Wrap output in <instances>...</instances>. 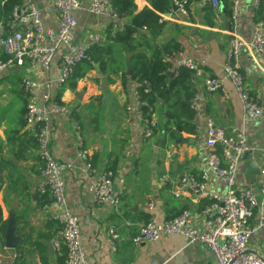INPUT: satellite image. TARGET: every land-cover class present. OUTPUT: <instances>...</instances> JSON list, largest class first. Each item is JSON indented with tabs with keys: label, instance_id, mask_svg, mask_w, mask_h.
Masks as SVG:
<instances>
[{
	"label": "crops",
	"instance_id": "obj_1",
	"mask_svg": "<svg viewBox=\"0 0 264 264\" xmlns=\"http://www.w3.org/2000/svg\"><path fill=\"white\" fill-rule=\"evenodd\" d=\"M36 3L45 28L57 29L59 12L53 0H36ZM89 4L90 0H82L75 27L76 39L84 42L91 34H99V42L107 48L113 43L109 32L113 34L115 30L107 18L91 13ZM136 4L138 11L149 5L147 0H136ZM207 6L200 0H192L187 15L171 9L164 14L166 25L154 41L163 45L175 39L180 43L181 50L177 57H202L208 61L203 76H192L193 88L202 94L203 117L200 120L193 118L194 132L184 131L182 137L187 140L173 149V159L179 163L186 162V167L180 172H176L175 161H166L161 155L154 158L155 142L159 138L165 139L168 145H174L168 134L162 136L163 125L167 121L164 99H157L152 107L159 118L154 139L145 138L144 124L133 110H127V104L135 101L136 81L124 86L122 79L127 75L126 59L129 56L132 63V55L118 45L114 46V53L103 54V62L95 61L94 68L86 71L81 78L71 77L61 87L54 85L53 94L59 96V100L68 105L74 103L70 104L73 105L70 106L71 115H59L53 119L51 149L59 161L73 165L64 174L66 197L70 209L79 218L90 264L217 263L210 247L198 242L189 243L188 238L181 234H164L154 242L133 243V237L151 216L164 221L189 209L198 226L207 216L205 210L211 202L210 197L191 189L179 197L175 196L170 185L163 181L166 173L178 180L184 174L199 175L207 169L209 180L205 191L220 196L227 192L223 178L207 164V117H212L227 134L234 127L242 129L250 149L254 151L253 159L260 168L264 163V113L256 119L246 120L241 100L230 80L226 79L224 83L226 93L208 92L204 88L206 76L224 77L223 65L229 42V28L224 26L222 17L225 12L222 8L217 12L212 7L214 11L210 14ZM227 18L230 25L231 17ZM259 19H256L254 0H239L237 30L241 37L250 41ZM57 62L58 59L48 72L26 63L0 73V166L4 173V182L0 183V210L6 224L9 217L15 215L21 237L16 248H7L0 232V259L5 264H64L67 257L65 244L56 246L53 243L60 228L59 222L43 209L51 198L39 190L43 163L38 152L36 129L27 126L24 120L28 95L21 85L25 76L56 78ZM241 63L248 86L261 94L264 110V58H254L244 48ZM13 76L20 78L18 91L14 88ZM15 94L23 99L19 113L14 115L10 111L12 115H8L9 112L5 114L4 111L10 110ZM75 120L82 126L85 145L100 170L96 174L88 175L79 168L73 130ZM239 166L237 188L252 186L259 190L261 172L255 175L248 173L247 160L243 156ZM106 168L115 172V189L122 197L117 209L93 201V184ZM259 197L262 195L259 194ZM151 201H154L153 208L149 205ZM258 219L259 212L255 211L251 223H257ZM112 224H116L118 236L110 241ZM112 244L116 249L112 248ZM249 247L264 258V225L252 234Z\"/></svg>",
	"mask_w": 264,
	"mask_h": 264
},
{
	"label": "built area",
	"instance_id": "obj_2",
	"mask_svg": "<svg viewBox=\"0 0 264 264\" xmlns=\"http://www.w3.org/2000/svg\"><path fill=\"white\" fill-rule=\"evenodd\" d=\"M191 1L173 0L172 10L187 15ZM200 1L204 5H211L217 12L221 8V0ZM260 1L254 0L256 9ZM53 5L59 12L57 29L45 28L36 0H23L21 5L14 7L9 27L0 24V52L7 56L0 58V73L9 67H21L26 63L32 68L48 72L58 59L56 78L23 77L21 85L28 95L24 120L27 126L36 129L38 152L43 163L39 190L51 198L43 209L60 224L53 243L56 246L64 243L67 247L64 264H90L82 240L79 218L70 209L66 197L64 174L73 165L59 161L51 149L53 119L59 115H71L72 109L53 94V89L54 85L61 87L73 77L75 68L83 61L95 64L91 49L101 40V35L91 34L86 41H77L75 27L78 25L82 0H53ZM238 5L239 0H233L231 24L227 30L229 42L223 65L224 77L206 76L204 88L208 92L226 93L224 83L226 79L230 80L241 100L244 118L253 120L264 113L262 97L258 91L250 88L245 80L241 54L242 50L247 48L254 58H264V15L257 21L252 39L247 41L237 30ZM89 10L97 16L107 18L113 30L124 29L123 19L111 0H90ZM163 20L164 15L160 22ZM165 60L172 62L169 71L173 72V76L178 75L182 67L191 69L196 77L203 76L208 63L206 58L177 57L175 54H167ZM140 84L144 85L145 93L151 91L149 81H136L135 101L133 104H127V110H133L137 119L144 124L145 138L154 139L159 118L155 112L149 115L145 113L138 90ZM190 101L194 119L200 120L203 117L202 94L196 91ZM205 127L207 164L223 178L227 192L220 196L205 191L209 180L207 169L199 175L184 174L178 180L172 179L170 174L166 173L163 181L170 185V190L175 196L179 197L191 189L210 197L211 202L205 210L207 216L200 226L196 224L189 209H184L180 214L164 221L151 216L133 237V243L139 245L144 241L154 242L164 234H181L188 238L189 243L198 242L210 247L216 257V264H264V258L249 247L252 234L264 225V163L260 168L262 180L259 190L252 186L237 188L239 163L245 151L250 148L245 132L234 127L231 133L227 134L212 117L205 119ZM73 130L79 168L88 175L98 173L100 170L92 160L90 149L85 145L82 126L76 120ZM259 194L262 197H259ZM93 201L115 209L120 206L122 197L115 189V172L111 168L101 171L93 184ZM149 205L153 208L154 201ZM255 211L259 212V219L253 224L251 219ZM117 236L116 224H112L109 229L110 241ZM112 248L116 249L115 244H112ZM0 264H5L2 259Z\"/></svg>",
	"mask_w": 264,
	"mask_h": 264
},
{
	"label": "trees",
	"instance_id": "obj_3",
	"mask_svg": "<svg viewBox=\"0 0 264 264\" xmlns=\"http://www.w3.org/2000/svg\"><path fill=\"white\" fill-rule=\"evenodd\" d=\"M113 6L119 12L124 22L123 30H115L113 34L109 32L113 41L109 47L96 43L91 49V54L95 61L103 62L104 53H114V46L118 45L124 52L132 55V74L123 76L124 86H129L131 81H149L151 91L144 92V85L140 84L138 90L142 98V106L147 115L154 112L152 107L157 99H164L167 104L164 116L167 121L164 123V133L168 134L173 141L181 138L183 131L194 132L195 128L191 121L194 118V111L191 108V99L196 90L192 86L193 71L188 67H182L178 75L173 76L169 82V68L172 66L171 60H165L167 54H177L180 50V43L171 40L163 45H158L154 41L166 25L165 21L160 22L162 16L173 8V0H147L148 6L138 11L136 0H111ZM23 0H0V24L9 27L13 18V11L16 5H21ZM221 10L227 17L232 16L233 0H221ZM208 13L214 10L212 6L206 7ZM264 15V0L256 9V19ZM211 24H214L211 22ZM9 32H11L9 30ZM98 49V50H97ZM0 58H7L6 54L0 52ZM94 68L88 61H83L75 68L74 78L84 76L85 72ZM83 71L79 73L77 71ZM59 99V96H57ZM179 98H182L179 100ZM148 102L144 104V101ZM170 122H173L170 123ZM158 125L155 128L154 136L158 132ZM167 140V139H166ZM165 139L163 144H165ZM50 200V199H49ZM49 200L47 202H49ZM6 223L2 220L0 210V232L4 236Z\"/></svg>",
	"mask_w": 264,
	"mask_h": 264
},
{
	"label": "water",
	"instance_id": "obj_4",
	"mask_svg": "<svg viewBox=\"0 0 264 264\" xmlns=\"http://www.w3.org/2000/svg\"><path fill=\"white\" fill-rule=\"evenodd\" d=\"M222 17L224 20V26L228 29L229 28L228 18L226 17L225 14H223ZM126 74L129 76L132 74V64H131V59L129 56L126 59ZM172 78H173V72L169 71L168 81L171 82ZM147 102L148 101L145 100L144 104H146ZM163 140H164L163 138H159L155 142L154 158L156 159L161 155L162 158H164V160L166 161H172V160L175 161V168H176V172L178 173L180 172L182 168L186 167V162L179 163L176 161V159H173V156H174L173 149L175 145H178L181 141H186L187 139L184 137H181L177 139L176 141H174V145H171V144L168 145L167 143L163 145ZM253 154H254L253 149L249 148L243 154V158L247 160V167H248L247 172L252 175H255V174L260 173L261 169H260L259 163L253 159ZM154 164L155 163L153 162V165ZM3 182H4V173H3L2 167L0 166V183H3ZM18 234H19V228L17 227L16 217L15 215H11L9 219L7 220V225L4 230V243L7 248L14 249L20 244L21 237Z\"/></svg>",
	"mask_w": 264,
	"mask_h": 264
},
{
	"label": "rangeland",
	"instance_id": "obj_5",
	"mask_svg": "<svg viewBox=\"0 0 264 264\" xmlns=\"http://www.w3.org/2000/svg\"><path fill=\"white\" fill-rule=\"evenodd\" d=\"M19 80H20L19 76H13L12 77V81H14V88L17 91L19 90ZM22 103H23L22 96H19V94H15L14 97H13V100L10 103V110L4 111V113L6 114V113L9 112L8 115H12L10 113V111H11V112H13L14 115L18 114L19 113L18 109L22 105ZM70 104H74V103H69V107L73 106V105H70Z\"/></svg>",
	"mask_w": 264,
	"mask_h": 264
}]
</instances>
